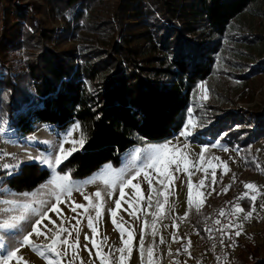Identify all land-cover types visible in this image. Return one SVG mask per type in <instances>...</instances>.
Returning <instances> with one entry per match:
<instances>
[{
  "label": "rangeland",
  "instance_id": "1",
  "mask_svg": "<svg viewBox=\"0 0 264 264\" xmlns=\"http://www.w3.org/2000/svg\"><path fill=\"white\" fill-rule=\"evenodd\" d=\"M33 1L39 4V17L45 26L55 30L53 43L57 48H74L76 51L94 45L98 42L96 40L101 43L108 40L109 23L106 22L111 21L118 2L109 0L106 5L91 9L80 19L78 25L68 22L71 27L66 23L74 18L75 10L65 13L67 20L55 19L43 0ZM143 1L147 10L155 2ZM69 27L75 28V34L69 33L68 39L63 40ZM222 40L223 46L217 54L215 70L192 92L185 124L178 133L158 142L140 140V144L129 147L122 154L119 164L105 163L84 178H73L69 173L59 172L58 166L53 167L44 162L59 155L61 145L66 150H78L82 147L83 143L80 141L84 139L80 122L71 123L62 129L37 124L33 132L22 134L7 120L0 121V223L11 221L12 217L23 213L25 203H30L37 209L53 203L55 185L52 181L57 175L67 174L70 175L73 192L70 197L61 196V203L57 205L61 213L57 215L50 212V219L43 221L46 227L41 228L44 232L47 229L55 232L62 225L72 233L71 236L63 233L60 237L61 240L68 239V245H57L58 251L67 252V255L58 258L60 264H264V135L251 140L247 145L243 143L242 135L232 136L225 142L222 140L225 131L220 138L210 143L199 144L193 141L195 135L216 123L226 110H233L238 113L239 119L243 118V121L237 120L239 123L232 124L233 128H243L246 133V130L257 129L254 117L264 111V70L251 77L245 75L251 66L264 62V0L252 3L237 16ZM190 120L197 126L194 130L190 129V135L182 136L181 133ZM15 134L25 138L16 140ZM164 144L169 146L164 152L165 162L173 157L176 161L175 164L168 165L166 172L161 165L157 166L158 170L144 169L140 176L132 179V184L124 187L123 197L119 194V186L112 188L110 183H105L111 179L109 173L133 170L137 149L147 150ZM201 155L203 160L200 159ZM25 162H38L47 167L51 175L35 189L17 192L6 180L16 174ZM5 164L10 167L5 168ZM176 164L179 165V170ZM201 179L204 180L203 185L199 183ZM246 183H252L256 187L246 189ZM134 184H139V188L132 187ZM189 184L192 186L191 208L188 204ZM97 191L101 192L100 198H94ZM109 192L112 194L109 195ZM245 192H248V197L243 196ZM253 195L256 196L254 202L250 199ZM85 196L89 199L85 200ZM149 196L152 198V206L148 203ZM158 198L162 202L161 208L155 206ZM116 200L120 201V207L116 209V223L113 224L110 210L116 208ZM41 201L45 204L41 205ZM76 204H83L85 208L72 212L71 208ZM237 205L244 211L237 212ZM150 208L153 209V216L147 221L144 211H149ZM97 209L100 211L99 217L96 215ZM221 211L226 218L231 213H236L237 217L234 221L217 224L216 220L221 221L220 218L223 217L220 215ZM249 211L252 212L250 218L247 217ZM28 214L32 217L35 215L31 210ZM89 217L93 220L95 232L88 227ZM52 220L56 222L55 226L51 223ZM230 222L238 227L226 228ZM20 223L23 225L21 231L28 227L27 221ZM76 229L80 230L78 244L75 242ZM153 230L156 232L155 236L152 235ZM237 230L240 231L238 236L235 235ZM9 232L10 230L0 229V241L17 243L19 237L13 240L7 235ZM129 233L132 237L131 251L123 243L129 239ZM142 234L145 248L143 258L139 248ZM173 234L177 239H173ZM161 238L163 243L160 242ZM31 239L39 245L50 243L44 236L33 235ZM149 246L153 249L151 261L147 253ZM235 246L236 250L233 249ZM122 247L125 253L120 262L121 254L116 250ZM40 251H44L45 255L41 256L32 246L25 245L10 264H49L50 259H57L46 249L41 248ZM101 256H106L107 259L101 260Z\"/></svg>",
  "mask_w": 264,
  "mask_h": 264
},
{
  "label": "trees",
  "instance_id": "2",
  "mask_svg": "<svg viewBox=\"0 0 264 264\" xmlns=\"http://www.w3.org/2000/svg\"><path fill=\"white\" fill-rule=\"evenodd\" d=\"M43 1L55 19L67 20L65 13L75 10L68 26L109 3ZM256 1L155 0L147 10L143 0H118L106 22L110 42L96 40L76 51L53 43L55 30L39 17L37 2L0 0V121L22 134L37 124L62 129L80 122L83 145L57 168L73 178H84L108 162L119 164L140 140L163 141L184 126L192 92L214 72L231 22ZM74 30L66 29L63 40ZM263 63L251 66L245 77L262 72ZM254 118L257 129L246 133L232 127L243 118L226 110L193 141L210 143L225 131V142L242 135L247 145L264 135V111ZM50 175L38 162H25L6 183L25 192Z\"/></svg>",
  "mask_w": 264,
  "mask_h": 264
},
{
  "label": "snow or ice",
  "instance_id": "3",
  "mask_svg": "<svg viewBox=\"0 0 264 264\" xmlns=\"http://www.w3.org/2000/svg\"><path fill=\"white\" fill-rule=\"evenodd\" d=\"M196 126L197 125H193L191 120H190L189 124L185 126V129L181 133V135L182 136L190 135L191 134L190 129L194 130V128ZM80 143L82 144L83 140H81ZM215 146L216 145H213V147H215ZM168 147H169L168 144H164V145L156 146V147H153V148H150L147 150L137 149L135 151L134 163L132 165L133 170L132 171L125 170V171H121L119 173H109L108 175L111 177V179H110V181H105V183H110L112 188H117L119 186V194L121 197H123L124 187H127L128 185L132 184V179L140 176L141 172H143L144 169L151 168L153 170H158L157 166L161 165L166 172L168 165L176 163L174 157L172 159H168L165 162L164 152L166 149H168ZM75 150H76L75 148H73L71 150H66V149H64L63 145H61L59 150H58L59 155L55 156L54 158L48 159L47 161H44V162H46L47 164H49L53 167H57L62 163V161L64 159H67V156L70 155L71 151H75ZM145 152H146V154H145ZM200 159L203 160V155H201ZM135 161H138L139 163H135ZM4 167L9 168L10 165L5 164ZM176 167H177V170H179L178 164H176ZM168 175H170V174H168ZM213 176H214V173H213ZM52 183L55 185V187L53 189V193H52L53 196L55 197L53 203L49 204L47 207H40L38 209L33 208L32 204H30V203H25L24 204L25 211L23 213L19 214L18 216L12 217L11 221L6 220V221L0 223V229L10 230V232L7 233V235L12 237L13 240H15L16 237H19L18 242L15 244H9V243H5V242L0 241V264H10V262L13 260V258L17 256V253L20 251V248L25 246V245L32 246L34 250L40 252L41 256L45 255L44 251H40L41 248L46 249L48 252L54 254V256L57 259H55V260L50 259L49 264H60V261L58 258H60L62 255H67L66 251H64L63 253L61 251H58L57 245L58 244L68 245V239L67 238H64L62 240L60 239V237L63 233H67V236L72 235V233L69 232L68 229L63 228V226L61 225V226H59V230L55 231V232H53L52 229H47V232L41 231L42 226L46 227L43 225V221L46 218L50 219V217L48 215L50 212L53 214H57V215H59L61 213V209L59 207H57V205L59 203H61V196L70 197L72 192H73V186L70 183V175H67V174L64 176L57 175L56 179L53 180ZM199 183L201 185H203L204 180L201 179L199 181ZM149 184H151V181H149ZM132 187L139 188V184H134V185H132ZM229 187H230V185H229ZM244 187L246 189H253L256 186L252 183H246L244 185ZM188 188H189L188 204H189V207L191 208V205H192V186H191V184L188 185ZM157 191H158V195H159V190H157ZM225 191H226V189H225ZM108 194L111 195L112 193L109 192ZM243 196L248 197V192H245L243 194ZM100 197H101L100 191H97L96 193H94V198H100ZM84 199L88 200L89 197L85 196ZM250 199L254 202L256 200V196L253 195L250 197ZM164 202H166V198H165ZM40 203H41V205L45 204L44 201H41ZM148 203H149V206H152L151 196H149V198H148ZM115 206H116L115 209L110 210L113 224L116 223V209H118L120 207V201L119 200L115 201ZM155 206L157 208L162 207V202L159 198L156 200ZM93 207H95V206H93ZM78 208H85V205L76 204L75 207L71 208V211L76 212V210ZM29 210H31V212L35 213L34 217H32L28 214ZM197 210H199V208H197ZM236 211L237 212H243L244 210L237 205ZM96 215H97V217H99V215H100L99 209L96 210ZM185 215H187V213ZM220 215L223 216L224 212L221 211ZM251 215H252V212L249 211L247 213V217L250 218ZM22 221L28 222V227L25 228L23 231H21V228L23 227V225H21V223H20ZM51 223L54 226L56 224V222L54 220H52ZM216 223L220 224L221 221L219 219H217ZM154 224H155V219H153V225ZM88 227L92 228L93 232L96 231L95 226L93 224V220L91 217L88 218ZM225 227L227 228V227H238V226L232 225L230 222L229 225H226ZM121 231H123V229H121ZM221 231L223 233V229H221ZM79 232H80V230L76 229V238H75L76 244H78V242H79ZM48 233H52V234L48 235ZM33 235L44 236V238L46 240H49L50 243L45 244V245L35 244L34 241L31 239V237ZM152 235L153 236L156 235L155 230H153ZM235 235H237V236L240 235V231L237 230L235 232ZM85 238L88 239L87 236ZM131 238H132L131 233H129V239L124 240V242H123L125 246H129V249H128L129 251H131V248H130ZM173 239H177L175 234H173ZM160 242L161 243L164 242L163 238H161ZM153 243H155V241H153ZM221 243H223V240H221ZM189 244H190V241H189ZM84 247L87 248V245H85ZM139 248H140V255L143 258L144 253H145L143 234L141 235V239L139 241ZM116 251L121 254L119 257V261L122 262L124 259L125 249L122 247L120 249H117ZM177 251H179V249H177ZM147 253H148L149 261H151L152 255H153V249L151 246H149V248L147 249ZM169 254L171 255V251L169 252ZM106 259H107L106 256H101V260H106Z\"/></svg>",
  "mask_w": 264,
  "mask_h": 264
},
{
  "label": "built area",
  "instance_id": "4",
  "mask_svg": "<svg viewBox=\"0 0 264 264\" xmlns=\"http://www.w3.org/2000/svg\"><path fill=\"white\" fill-rule=\"evenodd\" d=\"M19 136H21V137H19ZM0 137H1V139H2V135H0ZM16 140H23L24 138H25V136H23V135H20V134H15V137H14ZM13 138V139H14ZM232 202L230 203V206H232ZM237 216H236V213H231V214H229V216H228V218H226V217H221L220 219H221V222L222 223H227L229 220H232V221H234L235 220V218H236ZM234 250H236L237 248H236V246L233 248Z\"/></svg>",
  "mask_w": 264,
  "mask_h": 264
},
{
  "label": "bare ground",
  "instance_id": "5",
  "mask_svg": "<svg viewBox=\"0 0 264 264\" xmlns=\"http://www.w3.org/2000/svg\"><path fill=\"white\" fill-rule=\"evenodd\" d=\"M151 212H153V209H151L150 208V210L148 211V210H145L144 211V218L147 220V221H149V220H151V218H152V214H151Z\"/></svg>",
  "mask_w": 264,
  "mask_h": 264
}]
</instances>
